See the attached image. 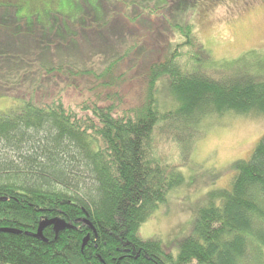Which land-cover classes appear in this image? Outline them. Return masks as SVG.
<instances>
[{"label":"trees","instance_id":"trees-1","mask_svg":"<svg viewBox=\"0 0 264 264\" xmlns=\"http://www.w3.org/2000/svg\"><path fill=\"white\" fill-rule=\"evenodd\" d=\"M0 1V96L15 102L0 110V228L21 230L0 231V264H264V134L248 158L232 164L230 187L219 191V201L199 209L176 257L160 239L138 234L183 181L163 154L164 142L188 157L205 116L264 115L262 76L207 71L211 56L184 19L196 0L127 14L148 26L154 14L161 29L179 36L164 55L148 54L153 46L144 44L145 36H112L121 51L98 69L79 65L95 48L85 31L94 25L87 12L83 27L76 18L65 20L76 31L71 36L61 18L57 27L37 21L45 0ZM26 1L28 18L17 16ZM47 1L54 8L59 3ZM120 4L136 7L135 0ZM80 45L82 56L71 51ZM84 77L93 80L79 85ZM160 80H168L178 101L172 110H159ZM71 87L89 94L81 117L64 105L63 91ZM129 94H137L134 104L127 103ZM39 226L45 240L26 233Z\"/></svg>","mask_w":264,"mask_h":264},{"label":"rangeland","instance_id":"rangeland-1","mask_svg":"<svg viewBox=\"0 0 264 264\" xmlns=\"http://www.w3.org/2000/svg\"><path fill=\"white\" fill-rule=\"evenodd\" d=\"M8 1V4L16 3V0ZM58 1V5L54 8L45 0L35 13L37 21L43 22L44 26L57 27L59 22L56 19L61 18L65 30L72 36L76 31L66 24V19L76 18L73 21L77 20V23L83 27L84 13L87 12V15L93 17L94 25L85 31L89 36L92 35L94 40L92 44L95 48L90 52H84V58L80 60L83 63L79 64L80 66L98 69L103 67L108 59L118 54L121 51L119 40L113 41L112 36H122L126 41L131 37L134 41V36H145L144 44L147 47L153 46L150 47L148 54L155 50L159 55L167 53V47L171 48L174 45L170 41L176 40L179 36L176 30L169 33L165 28L161 29L163 23L156 19L154 14V16L148 14V17L147 14L144 15L152 22L149 26L141 25L140 17L135 20L127 17V14L132 15L135 11L146 13L144 11L146 9L142 6L164 9L172 5L171 0H135L136 7L129 6L127 9L125 5L120 4L121 0ZM29 2L26 1L23 8L17 12V16L28 18ZM20 7L21 5L18 9ZM174 9L177 12V9ZM89 11L91 14L88 13ZM49 13L54 14L52 19L49 18L50 22L45 18H48ZM184 19L211 56V61L206 64L210 67L208 72H211L210 69H218L234 75L244 73L260 75L264 78V0H196ZM163 20L169 22L168 18ZM147 28L151 31L156 30L159 38L147 34ZM109 34L110 42L107 37ZM78 37L81 44L85 43L82 36ZM79 47L81 49L73 48L71 51L78 54L86 50L84 45ZM88 52L89 57H87ZM78 55L82 56V54ZM90 57L91 62L88 61ZM78 80V84L81 85L92 81L93 78L84 77ZM158 87L159 110L174 109L178 101L169 93L168 80H160ZM83 95L89 94L81 88L76 90L71 87L63 91L65 107L68 111L76 113L78 117L84 115L80 105L89 98ZM10 97L0 96V110L9 108L15 103ZM137 99V94L133 96L129 94L126 97L128 104H134ZM196 130L200 136L195 140L194 149L189 151L188 157L182 155L169 142H164L161 147L163 154L170 157L178 166L177 170L183 175V181L167 191L164 201L151 211L138 229V234L143 239L151 237L160 239L173 257L178 253L179 242L192 233L199 209L208 205L210 201L217 203L219 191L230 187L235 172L232 164L238 159L248 158L258 139L264 134V115H247L229 110L220 116H205L196 124ZM183 156L186 157L185 160H182Z\"/></svg>","mask_w":264,"mask_h":264},{"label":"water","instance_id":"water-1","mask_svg":"<svg viewBox=\"0 0 264 264\" xmlns=\"http://www.w3.org/2000/svg\"><path fill=\"white\" fill-rule=\"evenodd\" d=\"M0 231L10 232V233H20L21 232V230H19V229L9 228V227L0 228ZM26 233L31 234V235L35 236L36 238L45 240V238L42 236V226H39L38 230L34 233L27 232V231H26Z\"/></svg>","mask_w":264,"mask_h":264}]
</instances>
